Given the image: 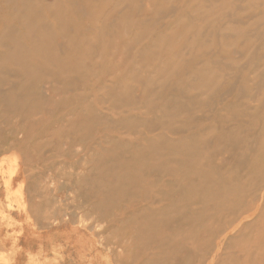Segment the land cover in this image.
Here are the masks:
<instances>
[{"label":"rangeland","instance_id":"374dc122","mask_svg":"<svg viewBox=\"0 0 264 264\" xmlns=\"http://www.w3.org/2000/svg\"><path fill=\"white\" fill-rule=\"evenodd\" d=\"M142 3L0 0V35L29 44L24 7L59 59L21 73L0 36V264H264V4Z\"/></svg>","mask_w":264,"mask_h":264},{"label":"bare ground","instance_id":"6f19581e","mask_svg":"<svg viewBox=\"0 0 264 264\" xmlns=\"http://www.w3.org/2000/svg\"><path fill=\"white\" fill-rule=\"evenodd\" d=\"M141 1L143 2L142 3V6H144V8H147L146 0H141ZM233 1L242 2L243 0H233ZM254 1H256L258 3L264 4V0H254ZM72 4L74 5L75 3L72 2ZM212 4H213V1H210V3H208V5H207L209 8H211L210 9V13L208 14V16H215V17L216 16H220L224 20L225 24H228V26L229 25H232V24H238L239 20L234 19L230 12H228L224 8L219 9V10H215L214 9L215 10L214 11L213 10V7H212ZM49 5H50V7H52V6H58V2L57 1H53ZM250 7H252V6H250ZM23 8L21 7V9H17L16 6H14V5L11 6V10L13 12H16L17 13V12H19L21 10L20 13H22V17H21V22L20 23H21V25L23 27V30H24V32H23V38L24 39H27L29 41V44L28 45L22 44L21 41L14 36L13 32H10V31H8V32L0 35L1 38H2V40L7 41L6 44H2V46L5 49L4 50V54H3L5 61L8 64H12L13 66L18 67L19 68V72L25 73V74L31 73L32 70H34L35 67H34V58L33 57H34V54H36V52L39 54V56L41 58H43L44 62H46L48 64H52V65H57L59 59L57 58V56L55 54V51H54V50L57 49V47L56 46L53 47V45L48 44V41H50L51 43H53L55 41V37L53 36V33H52L51 28L48 25L42 23L41 21L38 22L36 25H34L35 27L32 26L33 24L31 25L30 22H29V19H28L29 18L30 11L29 10H25V8L24 9ZM126 8H127V6L123 2L119 3L118 6L117 5L115 6L116 11H118V12H123ZM244 10H246V7H245ZM28 11H29V13H28ZM79 11L82 14L84 13V11L81 10V9H79ZM173 11H174V9L169 10L168 13H166V14L169 15L170 13H173ZM252 11H254V10H252ZM115 22H116L115 21V18L112 15L106 17L105 18V21H104V24L100 28V31L114 28ZM8 27L9 26H7V28ZM233 30H235V28H231V31H232L231 33H233ZM196 31H200V29H196L195 32ZM237 36L238 35H236V37ZM64 43H65L64 41L59 42L57 44L58 48L61 49V50H63V49H71L70 46L68 47ZM94 46H96V44H94ZM186 53L187 52H179V53L178 52H175L173 54L175 56H179V55H183V54H186ZM131 57H132V55H131ZM251 58H259V56H257V55L255 56L253 54L251 56ZM216 64L219 65L220 63L219 62H216ZM229 65H227L229 68H236V65H234L233 63L230 66ZM245 66H247L248 68H251V69H257L259 67L258 64L254 60H249ZM221 67H224V65L221 64ZM260 76H261L262 79L264 78V70L263 69H262V71H260ZM140 82L141 83H144V84H142V85H144L142 87V91H145V89L148 86V82L147 81H144V80H142ZM210 98H211V96H210ZM212 109H214V108L212 107ZM225 140H226L225 141V144H224L225 147H229V148H232V149H239L241 151L240 156L238 158V160H239L238 162L241 163V164H243L245 162V153L248 150L250 151L253 148V142H252V140L251 139H242V140L241 139H231L230 140L229 135H227V138ZM12 170L11 171L14 173L16 171V168H13ZM11 171H10L9 177L11 176ZM61 260H62V258H61ZM97 262H98V260H97Z\"/></svg>","mask_w":264,"mask_h":264}]
</instances>
